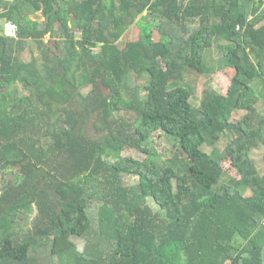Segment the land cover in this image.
Here are the masks:
<instances>
[{"label": "trees", "instance_id": "obj_1", "mask_svg": "<svg viewBox=\"0 0 264 264\" xmlns=\"http://www.w3.org/2000/svg\"><path fill=\"white\" fill-rule=\"evenodd\" d=\"M0 3L16 27L0 31V264H263L264 171L249 152L264 145V0ZM145 11L159 22L137 19ZM29 40L44 46L41 61L22 58ZM214 44L234 74L194 105L175 81L209 72ZM141 74L143 86L132 82ZM236 110L246 113L234 120ZM156 132L182 166L151 154Z\"/></svg>", "mask_w": 264, "mask_h": 264}, {"label": "rangeland", "instance_id": "obj_2", "mask_svg": "<svg viewBox=\"0 0 264 264\" xmlns=\"http://www.w3.org/2000/svg\"><path fill=\"white\" fill-rule=\"evenodd\" d=\"M3 8V4L0 3V11ZM137 19L148 21L152 23L153 25L157 24L159 22V18L155 15H150L146 11L141 14ZM192 27V26H191ZM191 27H188L191 29ZM193 28V27H192ZM0 31H3L5 34L9 36H15L16 34V27L11 22L6 21L5 19H0ZM76 35L80 36V31L76 30ZM138 37V28L136 27L135 23L132 24L129 27L127 38L129 39H135ZM153 37L155 40H158L160 38V34L158 33L157 29H153ZM43 41L51 47L50 41V35L47 34ZM60 46H62V43H60ZM44 46H38L37 42L33 40H29L25 46V48L21 51L22 58L26 60H31L33 57L37 58L38 61L42 60V52ZM224 53L222 52L221 48L214 44L210 48H207L205 51V62L206 65L209 68V72L206 73H197L195 71H187L184 74L183 79L176 80V83L184 84L188 87H190L193 91V95L191 98V101L194 105H199L203 96V90L207 87H213L217 90L226 91L230 77L234 74L233 69L227 67L224 63ZM148 75L147 74H141V75H134L132 77V82L138 84L139 86H143L145 83L148 82ZM175 83V84H176ZM91 89L90 84L83 82L80 85V90L82 93L87 94ZM264 91V87L262 88ZM17 92L19 95L26 93L27 90L23 89L20 84L17 86ZM142 90V94H143ZM261 93L260 101L258 103V109L261 112H264V94ZM246 113L245 110H236L233 113V119H239L242 115ZM232 138V134L230 133H224L220 139L215 145V147L219 148L220 150L224 149L226 145L229 143V141ZM149 150L151 154H153L156 159L158 160H176V163L178 166H182L185 161L184 155L179 151L176 143L170 139L168 136L161 132H156L153 134L150 144H149ZM205 150L207 152L212 151V147H205ZM250 157L255 162L256 166L260 171H264V145H259L256 148H253L249 152ZM121 156H132L137 159H145L147 158V154L143 151H137L132 148H125ZM114 158V157H112ZM225 168L227 171H229L230 175L234 174V170L231 167V164L229 162L225 163ZM11 176V175H9ZM8 176V177H9ZM228 176L224 178L226 180ZM136 178H132L131 180H128V182H134ZM249 193V191H247ZM150 203L156 209V205L150 200ZM97 203L93 202L90 205L89 209V215L93 220V227L97 229ZM37 213V209L34 206V210L29 216V218L24 222V229L30 228L32 226V221L35 218ZM95 236V235H94ZM75 241L78 244V247L80 249H83L85 243L84 240L81 238H74ZM43 251V257L46 259V255H48V248H45Z\"/></svg>", "mask_w": 264, "mask_h": 264}, {"label": "water", "instance_id": "obj_3", "mask_svg": "<svg viewBox=\"0 0 264 264\" xmlns=\"http://www.w3.org/2000/svg\"><path fill=\"white\" fill-rule=\"evenodd\" d=\"M262 261H263V264H264V246L262 248Z\"/></svg>", "mask_w": 264, "mask_h": 264}]
</instances>
